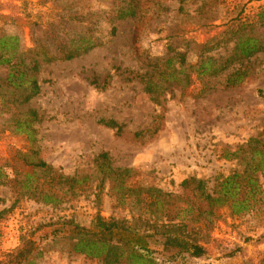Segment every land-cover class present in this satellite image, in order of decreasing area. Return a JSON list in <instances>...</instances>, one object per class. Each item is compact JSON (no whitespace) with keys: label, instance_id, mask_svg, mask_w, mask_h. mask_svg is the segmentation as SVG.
<instances>
[{"label":"rangeland","instance_id":"1","mask_svg":"<svg viewBox=\"0 0 264 264\" xmlns=\"http://www.w3.org/2000/svg\"><path fill=\"white\" fill-rule=\"evenodd\" d=\"M89 3L96 10L123 4ZM51 5V0H0V34H16L23 48L30 47L31 33H41L56 18ZM261 8L264 0H143L135 16L115 20L116 34L104 45L41 64L39 93L20 107L40 117L32 124L34 139L8 127L11 113L0 110V264H9L23 237L34 240L35 249L20 264H104L72 251L68 229L55 223L71 219L89 226L96 214L181 221L206 248L199 257L170 258L155 236L148 247L157 264H264V202L232 216L225 206L211 211L203 195L181 185L195 176L210 192L216 178L237 168L225 156L264 131V53L216 76L199 77L194 66L201 57L223 60L233 40L205 51L200 45L223 30L221 24L247 21ZM98 27L102 33L108 29L102 22ZM254 30L260 33L264 26ZM176 52L185 53L183 70L194 83L168 85L156 72L151 76ZM180 60L172 59L176 68ZM238 70L246 73L243 80L227 86L226 78ZM6 72L0 66V78ZM203 83L209 89L200 93ZM8 94L0 90V97ZM110 119L116 127L105 125ZM101 152L112 168H127L126 175L103 178L95 161ZM39 160L51 169L30 163ZM52 173L76 176L77 182L53 188L57 201L44 203L32 189L49 190Z\"/></svg>","mask_w":264,"mask_h":264},{"label":"trees","instance_id":"2","mask_svg":"<svg viewBox=\"0 0 264 264\" xmlns=\"http://www.w3.org/2000/svg\"><path fill=\"white\" fill-rule=\"evenodd\" d=\"M89 1L51 0L52 5L48 10H58V14L55 19L47 22L49 26L40 29L41 33H31L32 45L28 48L21 46L18 35L0 34V66L7 67L5 77L0 78V90H9L7 96L0 97V110L4 114L11 113V118L7 120L8 127L16 133L26 134L29 140L34 139L32 124L40 117L33 109L21 110L20 107L39 93L36 73L40 65L56 60H70L104 45L107 36L116 34L115 20L135 16L137 7L143 0H120L123 4L119 8L112 6L109 10H96ZM178 1L183 3L187 0ZM249 19L244 22L238 20L221 24L224 29L207 37L200 45V49L205 51L221 42L226 44L233 40V45L223 60L218 62L213 61L210 56L201 57L194 65L199 77L219 75L235 62L250 58L258 52L264 53V30L260 33L254 30L256 24L264 26V8L259 9ZM101 22L108 26L104 33L100 32L98 27ZM184 56L185 53L182 52L168 56L166 66H155L151 76L156 72L167 80L168 85L180 82L188 85L194 83L189 72L184 73ZM178 57H181L180 66L176 68L172 59ZM181 73H184L183 81L179 78ZM245 75V72L238 70L229 75L225 83L227 86H236ZM148 83L150 90V82ZM202 85L199 88L200 93L209 89L204 83ZM159 87L157 84V89ZM105 125L117 126L111 119L105 121ZM225 157L235 159L237 168L226 176L216 178L210 192L206 191L205 181L195 176L183 179L181 185L203 195L210 210L213 206H225L232 216L252 211L260 202H264V131L250 137ZM95 161L101 168V173H104L103 178L124 176L128 171L127 168H112L106 152L99 153ZM30 163L35 167L51 169L40 160ZM29 182L30 178L27 177V185H30ZM50 182V189L46 192L36 186L32 189L40 195L44 203L56 202L57 197L51 190L67 183L72 187L77 182V177L52 173ZM1 214L2 211L0 217ZM55 223H59L63 230L65 227L68 229L72 251L93 259H101L104 264H157L152 257L153 250L148 247L149 240L155 236L162 238L161 249L170 258L178 257L182 253L193 257L206 253V248L185 230V223L181 221L157 223L135 216L130 220L106 219L96 214L89 226H81L71 219H61ZM34 245V240L23 237L18 248L9 254V264L27 261L35 249Z\"/></svg>","mask_w":264,"mask_h":264}]
</instances>
